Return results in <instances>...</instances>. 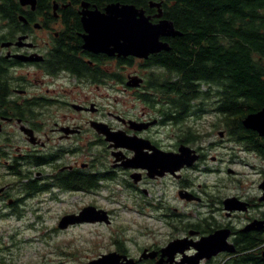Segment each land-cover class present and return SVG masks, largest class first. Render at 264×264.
Listing matches in <instances>:
<instances>
[{"label":"flooded vegetation","instance_id":"flooded-vegetation-1","mask_svg":"<svg viewBox=\"0 0 264 264\" xmlns=\"http://www.w3.org/2000/svg\"><path fill=\"white\" fill-rule=\"evenodd\" d=\"M114 3L133 4L120 0H46L40 6L35 0L34 7L19 3L22 12L16 14L15 24L8 18H0V202L10 206L9 215L13 209L21 208L23 216V206L31 197L49 193L51 198H56L54 190L94 192L101 186V180L113 181L120 175L124 178L119 181L134 189L142 180L167 178L174 184L175 197L181 204L202 205L206 211L191 218V211L179 212L174 207L173 211L160 215L167 228L164 243L138 244L132 253L117 239L108 252L126 255L132 259V264L264 262V228L243 230L253 220L264 221V168L257 169L256 191L247 197L219 196V192L208 190V185L196 183L193 175L197 171L211 172L200 164L205 161L202 142L214 133L220 138L208 141L205 149L223 145V140L227 139L232 143L233 157L237 156L234 152L237 146L261 161L264 160V136L245 128L249 140L241 142L236 136H229L226 129L219 126L223 122L216 117L208 122L210 131L199 132L194 122L202 121L205 114L191 113L181 119L160 114L159 110L168 106L167 97L162 100L159 92L164 90L160 80L169 75L161 57L169 50L138 58L108 55L83 47L88 32L82 18L103 14L106 7ZM148 7L147 10L138 8H143L152 22L158 21L153 16L157 9L149 4ZM171 38L161 36L160 40L170 44ZM210 109L214 107L210 105ZM225 134L228 138H224ZM129 138L170 155H177L186 147L190 150L186 153L188 156L198 157L191 166L149 177L145 168L123 166L135 152L125 146L114 147V144L125 143ZM253 140L260 146H252ZM98 145L101 149L93 151ZM137 151L149 155L154 150L143 147ZM138 161L132 162L139 164ZM93 179L96 181L94 190L84 188ZM232 180L242 184L235 176ZM28 185L37 188L34 195L23 192V186ZM228 197L243 201L246 209L224 210L223 200ZM107 217H111L108 210ZM87 223L96 222H81L66 228ZM222 228L229 229L226 241L234 246L233 251L223 250L206 256L204 253L210 248L196 249L197 241ZM245 235L260 237L263 242L253 249H243ZM251 251L258 252L260 258L256 256L254 261H249L251 258L246 255ZM153 252L154 255H148ZM199 253H203L202 256Z\"/></svg>","mask_w":264,"mask_h":264},{"label":"rangeland","instance_id":"rangeland-1","mask_svg":"<svg viewBox=\"0 0 264 264\" xmlns=\"http://www.w3.org/2000/svg\"><path fill=\"white\" fill-rule=\"evenodd\" d=\"M136 107L139 108L138 105ZM215 117L214 114H205L201 117L203 120L194 122V125L199 132L210 131L208 122ZM219 138L214 133L211 138L203 140L205 161L200 166L210 168L211 172L197 171L193 174L195 182L208 185V190L219 192L222 197L253 195L259 178L257 169L264 168V160L239 150L237 146L234 151L237 156L233 157V149L230 150L232 143L227 139L223 140V145L205 149L208 141ZM99 149L100 145L92 150ZM232 176L241 179L242 184L233 182ZM120 178L124 177L120 175L116 180L107 182L101 180V186L94 192L54 190L56 198H51L49 193L31 197L23 206L24 213L20 218L9 215L10 206L0 202V258L4 260L0 264L85 263L112 250L117 239L135 253L138 244L165 242L167 228L161 213L177 207L175 210H189L191 218H197L206 211L202 205L181 204L180 199L175 197L174 184L167 178L142 180L137 189L121 183ZM88 204L108 210L111 214L109 222L87 223L65 229L57 227L62 215L76 212Z\"/></svg>","mask_w":264,"mask_h":264},{"label":"trees","instance_id":"trees-1","mask_svg":"<svg viewBox=\"0 0 264 264\" xmlns=\"http://www.w3.org/2000/svg\"><path fill=\"white\" fill-rule=\"evenodd\" d=\"M45 1L38 0L39 5ZM120 1L146 10L150 1H161L163 16L182 33L169 39L170 49L161 57L169 75L160 80L164 90L159 92L162 100L167 97L168 106L159 113L181 119L191 113L212 112L229 136L241 142L247 140L249 133L242 118L264 107V0ZM0 9V18H8L12 24L16 23V14L22 12L19 0H0ZM252 146L260 144L253 140ZM95 182L91 180L84 188L93 189ZM36 190L31 185L23 186L28 196ZM16 209L11 213L20 217L22 210ZM245 238L243 249H253L263 242L256 236ZM255 251L246 255L249 261L260 258ZM0 262L4 260L0 258Z\"/></svg>","mask_w":264,"mask_h":264},{"label":"water","instance_id":"water-1","mask_svg":"<svg viewBox=\"0 0 264 264\" xmlns=\"http://www.w3.org/2000/svg\"><path fill=\"white\" fill-rule=\"evenodd\" d=\"M19 3L22 5L31 4L34 7L35 0H19ZM149 6L157 9V12L153 16L158 18V21L152 22L151 16L145 15L143 8H138L133 4H109L103 14H97V16L94 14L88 17L82 16L83 26L88 32L84 37L83 47L95 52H105L108 55H131L138 58H147L149 54L157 53L160 50H169L170 45L167 42L161 41L160 37H175L182 33L174 27L171 20L161 17L163 13L160 2L150 1ZM15 57L23 59L21 55H15ZM241 123L245 128L252 129L264 136V107L247 114L242 118ZM127 140V142L122 144H114V147L125 146L135 152V156L130 158L123 166L128 168H145L149 177L162 176L164 172L168 170L173 171L184 165L191 166L198 157L197 155L188 156L186 153L190 150L186 147H183L179 154L170 155L148 144L146 145V143L141 144L140 141L133 138ZM143 147L153 149L155 152L153 151L149 155L140 154V151L137 150ZM137 160L140 161L139 164L132 162ZM223 209L228 211L245 210L246 207L245 203L238 198L228 197L223 200ZM101 221L109 222L107 211L88 205L77 213L62 216L57 223V227L64 229L68 225L76 223ZM261 228H264V221L253 220L243 230H259ZM228 234L229 229L222 228L205 238H201L200 241H197L195 247L198 250L201 247H204L206 250L210 248L208 253H204L206 256L223 250L233 251L234 246L226 241ZM154 254L153 252L148 255L152 256ZM202 254L199 253V256H202ZM132 262V259L126 255L111 251L102 253L85 264H132Z\"/></svg>","mask_w":264,"mask_h":264}]
</instances>
